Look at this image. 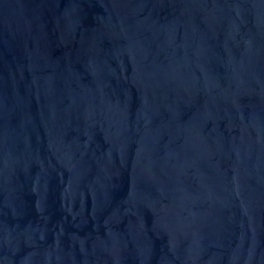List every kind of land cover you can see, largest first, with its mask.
I'll return each instance as SVG.
<instances>
[{
    "label": "water",
    "instance_id": "95a60500",
    "mask_svg": "<svg viewBox=\"0 0 264 264\" xmlns=\"http://www.w3.org/2000/svg\"><path fill=\"white\" fill-rule=\"evenodd\" d=\"M0 264H264V0H0Z\"/></svg>",
    "mask_w": 264,
    "mask_h": 264
}]
</instances>
